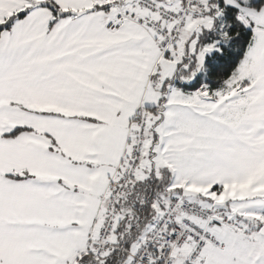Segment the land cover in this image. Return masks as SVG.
<instances>
[{"label": "snow or ice", "instance_id": "snow-or-ice-1", "mask_svg": "<svg viewBox=\"0 0 264 264\" xmlns=\"http://www.w3.org/2000/svg\"><path fill=\"white\" fill-rule=\"evenodd\" d=\"M0 264H264V0H0Z\"/></svg>", "mask_w": 264, "mask_h": 264}]
</instances>
